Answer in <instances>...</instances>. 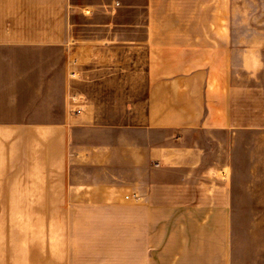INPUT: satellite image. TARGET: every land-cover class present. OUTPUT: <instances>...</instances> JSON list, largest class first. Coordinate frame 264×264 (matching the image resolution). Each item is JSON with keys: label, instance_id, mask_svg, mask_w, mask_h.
<instances>
[{"label": "crops", "instance_id": "1", "mask_svg": "<svg viewBox=\"0 0 264 264\" xmlns=\"http://www.w3.org/2000/svg\"><path fill=\"white\" fill-rule=\"evenodd\" d=\"M6 48L17 203L55 206L44 264L239 262L235 216H264V0H0Z\"/></svg>", "mask_w": 264, "mask_h": 264}, {"label": "rangeland", "instance_id": "2", "mask_svg": "<svg viewBox=\"0 0 264 264\" xmlns=\"http://www.w3.org/2000/svg\"><path fill=\"white\" fill-rule=\"evenodd\" d=\"M5 9L10 11V5ZM0 54L9 55L10 50L1 49ZM13 143L10 124H0V264H44L45 259L49 263L55 254V206L17 203L23 200L24 192H29L24 189L29 183L23 180L22 145L13 147ZM248 143L239 142L241 171L246 165ZM257 223L263 225L264 216H235L237 264H246L249 228Z\"/></svg>", "mask_w": 264, "mask_h": 264}, {"label": "built area", "instance_id": "3", "mask_svg": "<svg viewBox=\"0 0 264 264\" xmlns=\"http://www.w3.org/2000/svg\"><path fill=\"white\" fill-rule=\"evenodd\" d=\"M77 112H79V111H77Z\"/></svg>", "mask_w": 264, "mask_h": 264}]
</instances>
